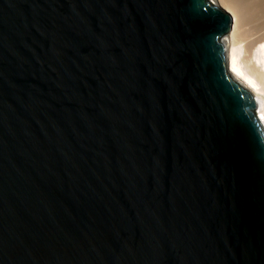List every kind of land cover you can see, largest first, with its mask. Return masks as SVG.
Segmentation results:
<instances>
[{
  "label": "water",
  "instance_id": "1",
  "mask_svg": "<svg viewBox=\"0 0 264 264\" xmlns=\"http://www.w3.org/2000/svg\"><path fill=\"white\" fill-rule=\"evenodd\" d=\"M211 0H0V264H264V125Z\"/></svg>",
  "mask_w": 264,
  "mask_h": 264
},
{
  "label": "bare ground",
  "instance_id": "2",
  "mask_svg": "<svg viewBox=\"0 0 264 264\" xmlns=\"http://www.w3.org/2000/svg\"><path fill=\"white\" fill-rule=\"evenodd\" d=\"M233 20L223 37L232 77L251 91L264 125V0H214Z\"/></svg>",
  "mask_w": 264,
  "mask_h": 264
},
{
  "label": "rangeland",
  "instance_id": "3",
  "mask_svg": "<svg viewBox=\"0 0 264 264\" xmlns=\"http://www.w3.org/2000/svg\"><path fill=\"white\" fill-rule=\"evenodd\" d=\"M211 1L215 2L214 0H211ZM215 3H216V2H215Z\"/></svg>",
  "mask_w": 264,
  "mask_h": 264
}]
</instances>
